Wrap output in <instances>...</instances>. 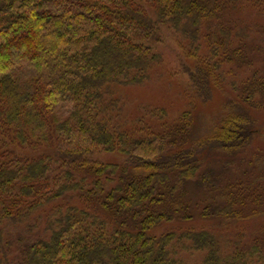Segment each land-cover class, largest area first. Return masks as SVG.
I'll use <instances>...</instances> for the list:
<instances>
[{
  "label": "trees",
  "instance_id": "16d2710c",
  "mask_svg": "<svg viewBox=\"0 0 264 264\" xmlns=\"http://www.w3.org/2000/svg\"><path fill=\"white\" fill-rule=\"evenodd\" d=\"M227 2L0 0V264H190L169 249L176 232H149L179 210L162 188L173 193L193 179L201 154L178 150L166 130L136 135L113 124V88L147 79L162 24L194 45L205 30L224 60L242 57L232 42L251 31L227 27ZM196 66L208 80L210 60ZM239 113L228 112L227 133L215 137L221 145L246 137ZM113 152L125 162L95 158ZM205 209L223 219L239 210L232 201ZM177 241L206 250L204 264H242L260 249L235 244L224 253L206 228L181 231Z\"/></svg>",
  "mask_w": 264,
  "mask_h": 264
},
{
  "label": "rangeland",
  "instance_id": "374dc122",
  "mask_svg": "<svg viewBox=\"0 0 264 264\" xmlns=\"http://www.w3.org/2000/svg\"><path fill=\"white\" fill-rule=\"evenodd\" d=\"M227 1V8L220 12L227 27L249 25L251 31L246 42L241 38L232 42L233 47L241 49L239 54L244 51L242 57L224 60V51L214 52L210 47L205 30L200 43L194 45L171 26L162 24L159 39L152 42V50L160 59L152 65L147 79L113 88L114 97L119 99L113 124L131 129L136 135L146 130H166L178 150L190 146L192 153L201 154L196 177L173 193L162 188L164 202L178 205L179 210L174 213L170 207L168 211L174 218L158 223L149 232L156 237L176 232L172 241L175 247L169 249L190 264H204L208 252L196 249L193 243L181 247L178 233L204 228L219 237L224 253L233 250L235 244L248 248L257 243L260 249L246 256L242 264H264V0ZM234 56L231 53L226 58ZM204 60H210L209 81L196 66L197 61ZM258 72L263 73L254 76ZM192 75L197 78L194 80ZM239 111L250 125L246 137L234 143L227 139L223 146L215 137L227 133L223 125L228 112L241 116ZM188 154L179 155V160L187 161ZM95 158L123 164L126 155L96 153ZM203 172L212 175L207 178L210 181L202 179ZM228 201L238 207L234 216L241 219L204 213L205 206L213 211Z\"/></svg>",
  "mask_w": 264,
  "mask_h": 264
}]
</instances>
